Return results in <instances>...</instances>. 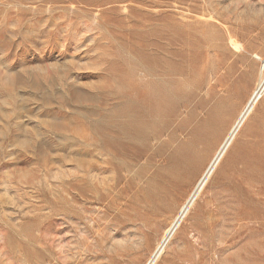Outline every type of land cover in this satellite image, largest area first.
<instances>
[{
  "label": "rangeland",
  "instance_id": "obj_1",
  "mask_svg": "<svg viewBox=\"0 0 264 264\" xmlns=\"http://www.w3.org/2000/svg\"><path fill=\"white\" fill-rule=\"evenodd\" d=\"M262 74L264 0H0V264H147ZM151 85L154 117L162 88L175 112L114 146L102 128ZM253 115L156 264H264V171L233 164L264 137V102Z\"/></svg>",
  "mask_w": 264,
  "mask_h": 264
},
{
  "label": "bare ground",
  "instance_id": "obj_2",
  "mask_svg": "<svg viewBox=\"0 0 264 264\" xmlns=\"http://www.w3.org/2000/svg\"><path fill=\"white\" fill-rule=\"evenodd\" d=\"M237 46V45H236ZM154 57H148L146 61V66L153 67ZM260 80L257 83L256 87L251 91L249 99L247 103L238 108L235 116H233L229 125H227L224 132L221 134L218 141L212 147L211 153L217 149V153L215 155V159L212 161L211 165L205 169H207L205 176L200 181L199 185L196 187L192 196L188 199L186 203L182 205L181 211L179 215L173 219L169 220L159 241L157 242V246L155 247L153 254L151 255L147 264H156L169 243L172 241L174 235L177 233L180 228L183 219L189 212L193 202L195 201V196L202 189L203 185L209 179V176L212 174L213 170L221 161L225 152L228 150L230 145L233 143L237 135L240 131L249 123H251L253 119V114L256 112L259 105L264 102V75L262 74L259 77ZM152 85L148 90H139L136 94V98L130 104L129 111H132V115L129 116L128 119L120 118L119 122L113 126L112 128H108L104 126L102 128V132L105 133L108 131V134L113 132V135L116 139L111 140V143L114 146L121 147L123 142L118 141L117 138L125 135L127 139L129 138L133 142H147L150 139L159 137V133L167 122V117L173 114L178 106V101L174 95L169 92V89L162 88V95L159 97L160 104L164 106L165 112L162 114V117L157 120L154 115L158 113L154 112L155 102L151 99L150 91H152ZM144 101L146 104H151L152 109L147 111L146 109H142L138 103ZM133 125V126H131ZM206 122L201 121L197 124L196 129L192 132L190 136L191 142L204 141L207 136H209V131L206 132ZM264 128V125H263ZM264 130V129H263ZM261 133V134H260ZM161 134V133H160ZM255 138L252 141H248L247 143L241 145L235 153V159L233 164L235 167L243 168L245 166H249L252 171L248 174L250 177L259 175L263 176L264 171V137L263 132L259 131L258 134H255ZM195 152V153H194ZM196 149L194 150L191 147L185 149L184 147L177 153L171 155V160L178 163L180 167L187 170L191 167L194 159L196 158ZM211 154L208 155L202 162L199 170L196 175L201 172V170L206 166L209 161ZM241 164L239 166L238 164Z\"/></svg>",
  "mask_w": 264,
  "mask_h": 264
}]
</instances>
